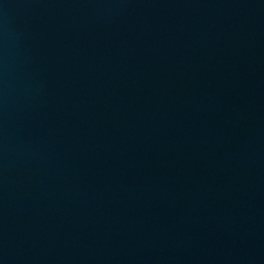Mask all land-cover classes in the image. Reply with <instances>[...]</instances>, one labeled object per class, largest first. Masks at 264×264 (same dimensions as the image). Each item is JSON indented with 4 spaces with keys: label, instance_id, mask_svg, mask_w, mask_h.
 Masks as SVG:
<instances>
[{
    "label": "water",
    "instance_id": "1",
    "mask_svg": "<svg viewBox=\"0 0 264 264\" xmlns=\"http://www.w3.org/2000/svg\"><path fill=\"white\" fill-rule=\"evenodd\" d=\"M0 264H264V0H0Z\"/></svg>",
    "mask_w": 264,
    "mask_h": 264
}]
</instances>
